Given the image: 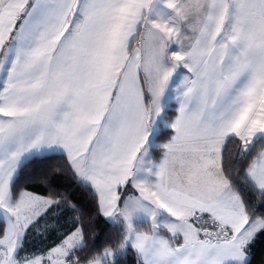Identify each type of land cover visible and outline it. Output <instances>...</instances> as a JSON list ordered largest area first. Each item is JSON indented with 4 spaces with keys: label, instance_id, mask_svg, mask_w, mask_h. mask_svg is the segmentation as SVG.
I'll use <instances>...</instances> for the list:
<instances>
[{
    "label": "snow or ice",
    "instance_id": "6c2138e0",
    "mask_svg": "<svg viewBox=\"0 0 264 264\" xmlns=\"http://www.w3.org/2000/svg\"><path fill=\"white\" fill-rule=\"evenodd\" d=\"M262 242L264 0H0V264Z\"/></svg>",
    "mask_w": 264,
    "mask_h": 264
},
{
    "label": "trees",
    "instance_id": "16d2710c",
    "mask_svg": "<svg viewBox=\"0 0 264 264\" xmlns=\"http://www.w3.org/2000/svg\"><path fill=\"white\" fill-rule=\"evenodd\" d=\"M61 183H67V182H66V181H61ZM37 190L39 191L40 189H37ZM61 191H62V190H61ZM76 195L79 197V194H78V193H77ZM84 202L87 203L86 200H85ZM72 215H74V214H72V213H68V214L65 216L64 219H68V218L71 217ZM61 222H63V221H61ZM102 226H103L102 223L98 224V225L96 226V228L94 229V231H98L99 228H101ZM53 239H55L54 236L51 237V238L49 239V241H46V242H51V240H53ZM256 252H257V256H259V255H261V254H264V242H262V243H258V244H257V246H256Z\"/></svg>",
    "mask_w": 264,
    "mask_h": 264
}]
</instances>
